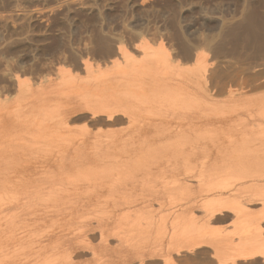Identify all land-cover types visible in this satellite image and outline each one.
<instances>
[{"label": "rangeland", "instance_id": "rangeland-1", "mask_svg": "<svg viewBox=\"0 0 264 264\" xmlns=\"http://www.w3.org/2000/svg\"><path fill=\"white\" fill-rule=\"evenodd\" d=\"M257 238L264 0H0V264H264Z\"/></svg>", "mask_w": 264, "mask_h": 264}, {"label": "bare ground", "instance_id": "bare-ground-1", "mask_svg": "<svg viewBox=\"0 0 264 264\" xmlns=\"http://www.w3.org/2000/svg\"><path fill=\"white\" fill-rule=\"evenodd\" d=\"M120 49H121V50H120ZM122 49H123V45H122L121 48L119 47V50H120V51H122ZM87 63L89 64V62H87ZM87 63H86V64H87ZM201 75H202V74H201ZM77 108H78V106H77ZM70 110H71V109H70ZM109 110H111V111L114 110V107L112 106V108L109 109ZM111 111H110V112H111ZM112 113H113V112H111L109 115L112 116ZM115 118H116V117H115ZM117 119H118V118H117ZM79 147H81V146H79ZM77 150H78V149H77ZM79 152H80V151H79ZM81 161H82V159H81ZM87 226H88V225H87ZM90 229H91V228L88 227V230H90ZM86 231H87V229H86ZM104 234H105L104 231H102V232H101L102 239H103V235H104ZM101 235H100V237H101ZM104 237H106V236H104ZM254 239H255V237H254ZM258 242H259V243H258ZM248 247H249V249H250V254H258V253H260V254H264V243H263V242L261 243V242H260V239H258V238L255 240V242L253 241L252 244L250 243Z\"/></svg>", "mask_w": 264, "mask_h": 264}]
</instances>
